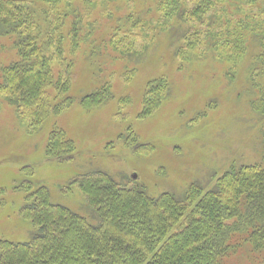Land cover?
<instances>
[{
    "label": "rangeland",
    "instance_id": "374dc122",
    "mask_svg": "<svg viewBox=\"0 0 264 264\" xmlns=\"http://www.w3.org/2000/svg\"><path fill=\"white\" fill-rule=\"evenodd\" d=\"M93 1L90 15L81 14L79 32L90 31L91 37L82 36L79 50L66 56L73 62L68 92L72 102L38 130L31 127L30 133L0 96V240L27 242L33 236L34 228L20 214L28 193L23 188L32 191L44 185L53 202L95 223L84 195L70 185L84 173L105 171L120 184L134 179L150 196L172 192L179 197L192 184L210 189L231 166L254 165L263 159L264 66L253 63V53L229 63L222 54L226 49L220 47L222 55L203 54L205 44L200 43L198 50L184 57L186 46L180 35L186 25L180 24L178 32L175 17L164 22L165 0L161 10V0ZM172 1L167 0L170 6ZM26 2L36 3L37 14L44 9L36 0ZM258 3L244 7L250 17L264 23V1ZM104 4L109 8L101 12ZM228 4H219L217 11L239 17L231 1ZM107 13L112 15L105 17ZM66 32L64 50L71 52L72 36ZM7 42L0 51V69L17 58ZM128 43L141 54L119 53L118 48ZM160 77L168 80V91L161 104L144 115L148 93L155 91L151 81ZM90 95L100 102L84 104L82 98L89 100ZM56 128L74 141L69 160L45 155L48 134ZM227 264L259 263L238 250Z\"/></svg>",
    "mask_w": 264,
    "mask_h": 264
},
{
    "label": "trees",
    "instance_id": "16d2710c",
    "mask_svg": "<svg viewBox=\"0 0 264 264\" xmlns=\"http://www.w3.org/2000/svg\"><path fill=\"white\" fill-rule=\"evenodd\" d=\"M36 1L44 4L39 14L36 3L30 6L26 0H0V51L10 39L7 43L17 55L0 69V96L30 133L31 127L38 130L49 116L72 102L68 92L73 62L66 56L79 50L82 36L91 37L90 31L79 34L81 14L90 15L96 5L93 0ZM230 1L239 17L217 11L219 4L230 5ZM263 1L173 0L170 6L161 0L157 4L159 9L165 4L164 22L175 17L178 32L185 23L180 35L186 46L184 57L204 43L203 54H221L223 47L227 50L223 57L229 63L253 53V63L264 66V23L250 17L244 7ZM108 6L104 4L101 12ZM72 15L73 21L69 19ZM207 25L204 32L202 26ZM67 29L72 36L71 52L63 45ZM134 49L128 43L118 51L124 57L141 54ZM151 82L155 91L148 93L144 115L161 104L169 87L166 78ZM97 97L90 95L88 100L84 96L82 100L85 104ZM252 105L257 109L254 101ZM45 148L47 157L66 161L74 152V141L62 128H56L48 134ZM71 184L84 195L97 221L91 223L53 202L44 185L32 191L23 188L28 193L20 214L34 228L33 236L27 242L0 240V264H227L238 250L264 264V156L254 165L229 167L210 189L192 184L179 197L172 192L150 196L134 179L120 184L101 170L84 173Z\"/></svg>",
    "mask_w": 264,
    "mask_h": 264
},
{
    "label": "water",
    "instance_id": "95a60500",
    "mask_svg": "<svg viewBox=\"0 0 264 264\" xmlns=\"http://www.w3.org/2000/svg\"><path fill=\"white\" fill-rule=\"evenodd\" d=\"M133 177H135V175H133Z\"/></svg>",
    "mask_w": 264,
    "mask_h": 264
}]
</instances>
